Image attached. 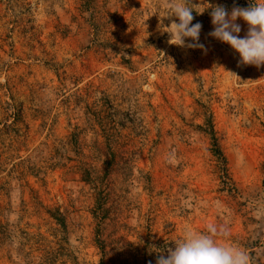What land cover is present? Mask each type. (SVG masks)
Wrapping results in <instances>:
<instances>
[{"label":"rangeland","instance_id":"rangeland-1","mask_svg":"<svg viewBox=\"0 0 264 264\" xmlns=\"http://www.w3.org/2000/svg\"><path fill=\"white\" fill-rule=\"evenodd\" d=\"M81 1L0 0V264H156L209 224L228 226L217 243L264 264V66L209 36L202 0L192 23L206 51L171 44L170 0H95L104 23L115 15L97 34ZM208 115L229 180L202 130Z\"/></svg>","mask_w":264,"mask_h":264},{"label":"clouds","instance_id":"clouds-1","mask_svg":"<svg viewBox=\"0 0 264 264\" xmlns=\"http://www.w3.org/2000/svg\"><path fill=\"white\" fill-rule=\"evenodd\" d=\"M191 0H179L169 6L164 17H175L163 30L170 34L173 45L205 50L199 43L201 23L194 20ZM207 5L202 14L211 9L209 15L213 31L209 36L230 46L239 55V63L257 68L264 66V0L249 3L246 8H226L223 5ZM196 13V12H195ZM242 20L248 25L245 36L240 37L241 26L236 21ZM190 40L191 43H186ZM171 161V154L169 162ZM230 236L227 225L209 224L206 232L185 230L183 236L175 241L174 247L167 249V256L161 254L156 264H250V256L239 247L217 243V238L227 239Z\"/></svg>","mask_w":264,"mask_h":264},{"label":"trees","instance_id":"trees-1","mask_svg":"<svg viewBox=\"0 0 264 264\" xmlns=\"http://www.w3.org/2000/svg\"><path fill=\"white\" fill-rule=\"evenodd\" d=\"M258 3L257 0H239V2H233V1H227V0H221V5L225 6L228 9H231L232 7H241V8H246L249 6V3ZM95 0H82L81 1V9L85 10L86 12H93V19L91 23L92 29L97 33H100L105 27L110 26L112 23H114V16L113 14H108V19L109 21H106L105 23L103 22V19H101V16L97 12L98 10L95 9ZM113 43L108 46V48L111 50V52L115 55H120L121 60L123 62H127L128 59L124 58L123 53L128 52V49L124 47L123 45H120V41L116 38L113 39ZM96 47H100L99 43L96 45ZM14 117H15V112H14ZM14 120H17L13 118ZM114 123V122H113ZM115 125H113L114 127ZM112 129V128H111ZM203 132L206 133L209 136L210 139V145H211V153L212 155L216 158L217 162V168H218V177L222 179V181H225L226 179L229 180L228 178V173L226 170V160L225 157L217 143V138L213 129V124H212V119L211 115H208L205 119V123L203 126ZM107 152L108 155L110 156V162H112L116 156L115 150L111 148L110 145H107ZM110 165L109 162H107L106 168ZM82 179L86 182H90V175L88 170L83 169L81 172ZM105 204H106V198L104 196L103 191L99 190L96 193L95 196V202H94V207L92 210L94 219L98 220V224L102 219L105 218ZM48 214L50 217L54 219L56 224H58L61 229L64 231L65 230V220L63 215L58 211V210H47ZM96 246L97 248L102 252L103 251V245L101 240L99 239V229H96Z\"/></svg>","mask_w":264,"mask_h":264}]
</instances>
